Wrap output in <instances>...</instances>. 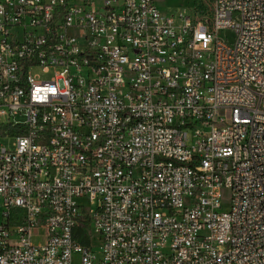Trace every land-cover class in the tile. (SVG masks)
Masks as SVG:
<instances>
[{
	"label": "built area",
	"instance_id": "1",
	"mask_svg": "<svg viewBox=\"0 0 264 264\" xmlns=\"http://www.w3.org/2000/svg\"><path fill=\"white\" fill-rule=\"evenodd\" d=\"M158 1L0 0V264H264V0Z\"/></svg>",
	"mask_w": 264,
	"mask_h": 264
},
{
	"label": "rangeland",
	"instance_id": "2",
	"mask_svg": "<svg viewBox=\"0 0 264 264\" xmlns=\"http://www.w3.org/2000/svg\"><path fill=\"white\" fill-rule=\"evenodd\" d=\"M214 0H159L158 6L159 10L165 15H190L196 19H199L203 16L211 17L213 10ZM222 37L225 39V42L229 46H233L236 41V32L233 29H227L222 33ZM47 76L46 78H50ZM23 116L16 117V121H23ZM0 143L8 148H11V142L6 138H0ZM222 201L223 206H228L230 203L231 192L229 189L222 190ZM80 202L85 203L86 205H92L91 200H80ZM35 243H38L39 240L35 239Z\"/></svg>",
	"mask_w": 264,
	"mask_h": 264
},
{
	"label": "trees",
	"instance_id": "3",
	"mask_svg": "<svg viewBox=\"0 0 264 264\" xmlns=\"http://www.w3.org/2000/svg\"><path fill=\"white\" fill-rule=\"evenodd\" d=\"M198 1V0H197Z\"/></svg>",
	"mask_w": 264,
	"mask_h": 264
}]
</instances>
